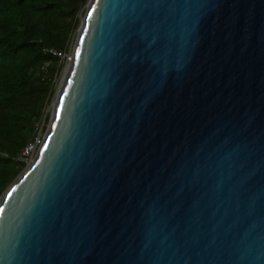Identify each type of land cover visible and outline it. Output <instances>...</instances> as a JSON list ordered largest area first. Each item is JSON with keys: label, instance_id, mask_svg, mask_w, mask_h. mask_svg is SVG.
Listing matches in <instances>:
<instances>
[{"label": "water", "instance_id": "1", "mask_svg": "<svg viewBox=\"0 0 264 264\" xmlns=\"http://www.w3.org/2000/svg\"><path fill=\"white\" fill-rule=\"evenodd\" d=\"M0 209V264H264V0H87Z\"/></svg>", "mask_w": 264, "mask_h": 264}, {"label": "trees", "instance_id": "2", "mask_svg": "<svg viewBox=\"0 0 264 264\" xmlns=\"http://www.w3.org/2000/svg\"><path fill=\"white\" fill-rule=\"evenodd\" d=\"M86 0H0V193L21 173ZM48 117L45 116L46 120Z\"/></svg>", "mask_w": 264, "mask_h": 264}, {"label": "rangeland", "instance_id": "3", "mask_svg": "<svg viewBox=\"0 0 264 264\" xmlns=\"http://www.w3.org/2000/svg\"><path fill=\"white\" fill-rule=\"evenodd\" d=\"M86 2H87V0H86ZM86 2L84 4V6L80 10L81 13L79 14V21H78V24H77L74 32H73V35L71 36L70 44H69L68 48L65 49L66 52L69 51L70 55L72 53L73 45H74V42H75L76 34L78 32V28H79V25H80V21H81L82 15H83V13L85 11V8H86ZM60 60L61 61H60L59 69L57 70V75H56L55 82H54V90H53L54 92L52 93V96H51L48 104L46 105V107L44 109V113H43L42 118H41V120L39 122L38 133H37V135L35 136V138L33 140H30V141H34V140L39 139V141H37L36 149H37V147H38V145H39V143L41 141V138L43 136V133L45 131V128L47 127V124H48V121H49V116H50V113H51V110H52V106H53V101L56 98V94H57L59 85L61 83L63 74H64V72L66 70L67 64L69 63V60L70 59L69 60L68 59L67 60L66 59H60ZM45 116L48 117L46 120L44 119ZM36 149H35V151H36ZM34 154H35V152H33V154L31 156L29 154L28 155H24L23 154L24 155L23 158L26 161V164H25V167L23 168V170H25V168L28 166V164L30 163L31 157ZM22 171H21V173H22ZM8 186L0 193V200H1L2 195L7 190Z\"/></svg>", "mask_w": 264, "mask_h": 264}, {"label": "built area", "instance_id": "4", "mask_svg": "<svg viewBox=\"0 0 264 264\" xmlns=\"http://www.w3.org/2000/svg\"><path fill=\"white\" fill-rule=\"evenodd\" d=\"M48 51L51 52L52 54H55L57 55L60 59H70L71 58V55L68 52H66L65 49H56V48H53V47H50L48 48ZM37 141H39V139L37 140H34V141H28L25 146L23 147L22 149V154L24 155H32L33 152H35V149H36V145H37Z\"/></svg>", "mask_w": 264, "mask_h": 264}, {"label": "snow or ice", "instance_id": "5", "mask_svg": "<svg viewBox=\"0 0 264 264\" xmlns=\"http://www.w3.org/2000/svg\"><path fill=\"white\" fill-rule=\"evenodd\" d=\"M57 118H59V113H57ZM9 195H11V193H9ZM0 211H3L2 209H0Z\"/></svg>", "mask_w": 264, "mask_h": 264}]
</instances>
